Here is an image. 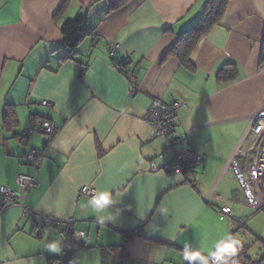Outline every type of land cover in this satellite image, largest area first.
<instances>
[{
  "label": "crops",
  "instance_id": "crops-1",
  "mask_svg": "<svg viewBox=\"0 0 264 264\" xmlns=\"http://www.w3.org/2000/svg\"><path fill=\"white\" fill-rule=\"evenodd\" d=\"M207 2L131 0L109 12L106 0H0V186L23 194L0 212V264H53L60 253L47 245L59 241L58 227H39L41 215L74 218L87 233L90 248L77 250L73 264H102L103 255L111 264H188L186 245L207 259L254 215L230 161L247 173L264 132V0H229L184 65L167 53ZM79 14L100 40L88 35L76 60L61 61L62 26ZM229 64L237 75L224 84L218 74ZM123 68L137 76L135 91ZM154 99L188 103L174 126L204 160L187 176L150 170L166 146L145 120ZM8 106L13 125L5 124ZM43 120L57 129L53 138L30 132ZM32 151L44 153L38 169L23 161ZM19 175L38 186L21 189ZM82 186L109 191L114 203L94 211L93 196H78ZM223 206L233 218H221ZM244 245L242 259L254 264Z\"/></svg>",
  "mask_w": 264,
  "mask_h": 264
},
{
  "label": "built area",
  "instance_id": "built-area-1",
  "mask_svg": "<svg viewBox=\"0 0 264 264\" xmlns=\"http://www.w3.org/2000/svg\"><path fill=\"white\" fill-rule=\"evenodd\" d=\"M90 38L94 44L100 40L99 35L94 32L90 34ZM119 49L120 45L117 43L110 45V55L113 56ZM260 69L264 70V64L260 66ZM122 72L130 80L132 91H135L137 76L129 71L128 68H123ZM43 105L50 108L55 107V104L49 101H44ZM183 106H188V103L184 101L166 104L161 100L154 99L145 116V120L151 127L152 136L166 140V146L159 154V161H150V170L154 173L162 172L165 174L187 176V173L192 170L193 166L201 164L204 160V156L194 149L188 137L174 126L176 112ZM262 114L264 115V112ZM34 131L44 138H53L57 133V129L48 120L39 122L34 129L30 130V132ZM43 159V152L32 151L23 161L25 163H33L38 169ZM230 165L240 188L244 192L247 205L257 212L264 211V132L257 144V151L252 155L246 174L240 169L235 158L231 159ZM16 183L25 191L38 186L36 178L29 175H19L16 178ZM95 193L96 190L93 187L82 186L78 196L79 198L94 196ZM21 198H23V194H20L18 191L7 186H0V212L7 207L18 205ZM212 198L214 199V197ZM220 216L222 219L225 217L233 218L232 208L230 206H223L220 209ZM35 219L39 227H43L46 224H55L58 227V238L62 250L53 264H73V254L77 250H88L90 248V244L86 240L87 233L79 230V222L76 219L67 218L60 220L47 215H41ZM238 223L240 228L246 226V220H240ZM230 236L236 238L233 234ZM241 243L242 247L236 256L228 258V264H247L242 259L245 245L243 242ZM207 260L208 264H212L211 257L207 258Z\"/></svg>",
  "mask_w": 264,
  "mask_h": 264
},
{
  "label": "trees",
  "instance_id": "trees-1",
  "mask_svg": "<svg viewBox=\"0 0 264 264\" xmlns=\"http://www.w3.org/2000/svg\"><path fill=\"white\" fill-rule=\"evenodd\" d=\"M100 1V0H96ZM109 3V12L118 10L128 4L131 0H106ZM229 0H208L204 12L200 19L191 26L188 30H186L182 35L178 43L167 53L169 55H174L180 59V61L184 65L189 64V58L200 41L202 37L210 33V31L219 24L221 21ZM66 2L61 7L60 11L65 8ZM86 19L85 14H79L73 19L67 20L62 26V34H63V49L66 50V53L62 56L61 61L68 60H76L78 54V47L82 43V41L90 34L88 31H85L82 28V25ZM261 64H264V40L262 43L261 49ZM84 71H82V74ZM237 75V67L234 64H229L224 66L218 74V78L224 84H228L233 82L236 79ZM16 115L15 110L11 107L6 108L5 112V124L13 125L15 123ZM137 233V232H135ZM126 237L130 235V237L135 236L134 233H125ZM138 234H141L140 232ZM125 247H119V250L124 252ZM125 257V254L123 258ZM122 258V259H123ZM109 257L107 255H103L102 264H111L109 262ZM262 262L254 263V264H264V258L261 260Z\"/></svg>",
  "mask_w": 264,
  "mask_h": 264
},
{
  "label": "clouds",
  "instance_id": "clouds-1",
  "mask_svg": "<svg viewBox=\"0 0 264 264\" xmlns=\"http://www.w3.org/2000/svg\"><path fill=\"white\" fill-rule=\"evenodd\" d=\"M113 203L112 194L109 191L98 192L88 201V205L96 212L107 208ZM241 247V240L232 238L231 236L217 242L214 250L209 252L212 258V264H228V258L236 256ZM47 248L53 253H60L62 250L59 241L49 243ZM183 258L188 264H208V260L201 255V252L192 251L187 245Z\"/></svg>",
  "mask_w": 264,
  "mask_h": 264
},
{
  "label": "rangeland",
  "instance_id": "rangeland-1",
  "mask_svg": "<svg viewBox=\"0 0 264 264\" xmlns=\"http://www.w3.org/2000/svg\"><path fill=\"white\" fill-rule=\"evenodd\" d=\"M244 174L246 173L244 172ZM235 237L247 245L248 251L251 250L248 252L247 258L254 263L260 262L264 256V211H255L249 220L246 219V226L239 227Z\"/></svg>",
  "mask_w": 264,
  "mask_h": 264
}]
</instances>
